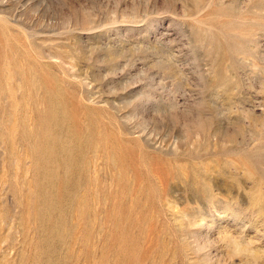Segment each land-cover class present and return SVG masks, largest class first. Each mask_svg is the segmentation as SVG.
Instances as JSON below:
<instances>
[{"label":"rangeland","instance_id":"1","mask_svg":"<svg viewBox=\"0 0 264 264\" xmlns=\"http://www.w3.org/2000/svg\"><path fill=\"white\" fill-rule=\"evenodd\" d=\"M0 264H264V0H0Z\"/></svg>","mask_w":264,"mask_h":264},{"label":"bare ground","instance_id":"2","mask_svg":"<svg viewBox=\"0 0 264 264\" xmlns=\"http://www.w3.org/2000/svg\"><path fill=\"white\" fill-rule=\"evenodd\" d=\"M61 141V140H60ZM95 152V151H94ZM57 161V160H56ZM58 215V214H57ZM55 220V219H54ZM63 225V224H62Z\"/></svg>","mask_w":264,"mask_h":264}]
</instances>
